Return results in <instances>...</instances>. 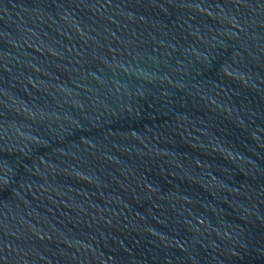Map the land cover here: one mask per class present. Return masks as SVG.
I'll return each mask as SVG.
<instances>
[{
	"label": "water",
	"instance_id": "water-1",
	"mask_svg": "<svg viewBox=\"0 0 264 264\" xmlns=\"http://www.w3.org/2000/svg\"><path fill=\"white\" fill-rule=\"evenodd\" d=\"M0 264H264V0H0Z\"/></svg>",
	"mask_w": 264,
	"mask_h": 264
}]
</instances>
